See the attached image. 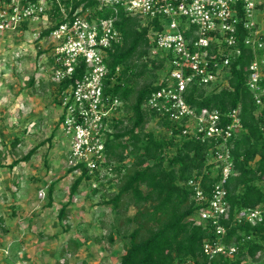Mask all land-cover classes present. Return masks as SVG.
Wrapping results in <instances>:
<instances>
[{
  "label": "built area",
  "instance_id": "2783aa9c",
  "mask_svg": "<svg viewBox=\"0 0 264 264\" xmlns=\"http://www.w3.org/2000/svg\"><path fill=\"white\" fill-rule=\"evenodd\" d=\"M119 7L151 26L154 53L163 50L170 56L161 76L164 85L148 97V107L171 120L183 135L213 144L209 161L216 163L220 177L210 193L206 194L199 178L188 181L194 200L204 205L194 218L209 221L219 237L204 243L211 258L233 256L238 243L227 244L222 237L227 233L223 220L230 216L227 183L234 174L231 141L243 125L240 109L228 113L198 109L188 102L186 92L194 83L217 89L227 86L234 59L247 46L255 51L247 84L256 104L264 106V31L256 20L264 0H0L1 32L24 29L33 22L43 23L45 30L53 27L46 37L52 43L51 74L58 86L83 67L80 79L58 93L59 124L70 142L68 168L78 176L86 171L94 187L98 180L115 177L113 164L105 165L106 140L114 133L124 103L105 92V80L108 50L122 39L116 26ZM112 10L114 15L105 14ZM235 221L264 224V203L241 209ZM251 239V234L243 235L240 242Z\"/></svg>",
  "mask_w": 264,
  "mask_h": 264
},
{
  "label": "trees",
  "instance_id": "16d2710c",
  "mask_svg": "<svg viewBox=\"0 0 264 264\" xmlns=\"http://www.w3.org/2000/svg\"><path fill=\"white\" fill-rule=\"evenodd\" d=\"M78 4L76 2L75 7ZM105 14L114 15V10ZM116 26L122 39L108 50L109 74L105 92L120 98L124 104L123 114L113 124L114 133L106 140L105 165L113 164L118 189L108 198L103 181L98 180L94 187L85 171L74 180L70 200L60 208L58 218L61 222L64 220L72 198L79 193L82 182L88 180L93 186L91 194L103 197L102 204L111 206L119 217L108 236L112 243L115 233H122L124 226L134 225L133 229H125L123 233L129 242L125 243V252L118 264H243L247 259L264 264V259L261 260L264 224L235 221V215L241 209L264 203V106L256 104L247 84L255 51L243 46L242 54L232 63L229 84L222 89L194 83L186 92L188 102L198 109L216 108L228 113L239 108L243 124L231 141L234 174L227 183L230 216L223 220L227 233L222 237L227 244L238 243L239 250L233 256L211 258L204 243L219 237L209 221L198 222L194 218L204 205L194 200L193 187L188 181L199 178L206 194L210 193L220 177L216 163L209 161L213 144L209 139L202 141L183 135L181 128L172 126L171 120L159 117L148 107V97L164 85L162 72L170 62L165 51L153 52L151 26H144L139 17L126 13L122 7L117 13ZM52 29L44 30L39 38L50 35ZM241 35L245 36L246 31ZM82 71L83 67L73 79L60 84L58 93L80 79ZM34 83L32 78L30 84ZM152 123L155 126L151 127ZM171 129L174 132L169 134ZM17 141L12 144L16 145ZM42 144L34 146L11 166L29 160ZM48 196L47 205L52 207L54 182L49 186ZM131 205L134 213L125 215L124 211ZM248 234L252 239L240 242L242 236Z\"/></svg>",
  "mask_w": 264,
  "mask_h": 264
},
{
  "label": "rangeland",
  "instance_id": "374dc122",
  "mask_svg": "<svg viewBox=\"0 0 264 264\" xmlns=\"http://www.w3.org/2000/svg\"><path fill=\"white\" fill-rule=\"evenodd\" d=\"M263 14L264 8L256 17L262 31ZM45 28L43 23L33 22L24 29L0 31V160L10 164L22 159L30 149L43 142L29 160H22L14 168L7 165L11 173L5 169L13 177L8 186L0 189V264H58V257L63 260V256L67 257L66 264H118L125 252V243L129 242L123 233L125 229H133L134 225L124 226L122 233L114 234V242L110 241L108 236L112 224L119 217L111 206L102 204L103 197L91 194V181L82 182L79 193L72 198L66 217L62 222L59 219L58 224V213L70 199L71 186L78 174L70 172L67 166L65 152L70 142L59 125L61 108L58 85L51 74L52 63L49 59L52 43L48 37L39 38ZM32 78L35 79L33 85L30 84ZM22 102L26 107L21 106ZM150 126H155V123ZM17 139V144L13 145ZM21 179H28L24 187V195L28 198L24 214L30 219V225L25 227L14 217L19 210L16 208V215L13 214L10 207L17 205L7 192L16 193L17 183L20 185ZM50 180L58 189L54 192L53 207L47 205L49 187L44 185L47 182L50 186ZM111 180L114 183L103 181L108 198L118 189L117 177ZM43 191L46 195L40 196ZM48 208H52L50 219L56 220L57 225L42 235L43 225L33 223ZM134 211L131 205L124 214L132 215ZM5 228L15 234L12 236L14 239L27 238L25 244L16 245L18 242H15L10 245L13 238H5ZM61 233H66L65 238L56 242ZM75 240L80 243L77 249L73 242ZM254 263L260 262L247 259L243 264Z\"/></svg>",
  "mask_w": 264,
  "mask_h": 264
},
{
  "label": "crops",
  "instance_id": "0c3cea01",
  "mask_svg": "<svg viewBox=\"0 0 264 264\" xmlns=\"http://www.w3.org/2000/svg\"><path fill=\"white\" fill-rule=\"evenodd\" d=\"M22 105V107H24L25 106V104H24V102H22L21 103ZM29 106H30V104H29ZM26 107V106H25ZM60 125V124H59ZM68 151V150H67ZM65 154H66V156H67V152H65ZM1 155V154H0ZM14 163V161H12L10 164H6V163H3L1 160H0V189H2V187H4L5 185H7L8 186V182L11 180V178L13 177V175H11L10 173V169L7 167V165H10L9 167L11 168L12 166L11 165H14L13 164ZM12 168H14V166L12 167ZM5 169H8L9 170V175H8V173L6 172V170ZM12 172H15L16 173V171H12ZM22 178V177H21ZM24 178V177H23ZM50 182L52 183V182H54V181H52V180H50ZM49 182V183H50ZM45 184V186H47V187H49V184H47V182H44ZM27 184H28V179H25V181L23 180V179H21V182H20V185L17 183V191H16V193H11L9 190H7V192H9L10 193V196L11 197H9V198H13V200L15 201L14 202V204L15 205H17L15 208L12 206V207H10V208H12V212H13V214L14 215H16V208H17V210H19V213H18V215L17 216H14V217H17V219H18V221H19V223H20V225L22 226V227H25V225H27V226H29L30 225V219L29 218H26V216H25V214H24V211H25V208H27V200H28V198L24 195V187L25 186H27ZM6 186V187H7ZM7 189V188H6ZM58 191V189H55L54 188V192L55 191ZM15 194V195H14ZM55 194V193H54ZM57 194V193H56ZM56 195H54V197H55ZM70 200V199H69ZM68 200V201H69ZM0 203H1V199H0ZM67 203V202H66ZM53 207V206H52ZM50 210H52V208H48V209H46L43 213H41V215L39 216V218L38 219H36L35 221H36V223H33L34 225H37V223H38V225L39 226H42L43 225V227L41 228L42 229V231L40 232L42 235H46L47 234V232L50 230V229H52V227L53 226H55V225H57V223H56V220H52V219H50ZM69 222H70V220H69ZM22 223V224H21ZM58 224H59V218H58ZM69 228V226L68 227H65V229L67 230ZM20 229H22V228H20ZM23 230V229H22ZM5 232L7 233V235H6V239L8 240V239H10L13 235H15V234H12V232L8 229V228H5ZM66 233H61V234H59V236L56 238V242H58V241H61L62 239H64L65 238V235ZM13 238V237H12ZM21 238V239H20ZM62 238V239H61ZM13 241H12V243H10V245H13V243H15V242H18V243H16V245H19L20 243L22 244V245H24L25 243L24 242H26V240H27V238H25V237H18V239L16 238V239H12ZM74 242V246L76 247V249L78 248V246H79V244H78V241L77 240H75V241H73ZM15 245V244H14ZM15 245V246H16ZM26 246V245H25ZM9 247V246H8ZM16 250H18V249H16ZM14 252H18V251H14ZM61 256V255H60ZM64 258H63V260H60L61 258L60 257H58V260H57V263L58 264H66V256H63Z\"/></svg>",
  "mask_w": 264,
  "mask_h": 264
}]
</instances>
